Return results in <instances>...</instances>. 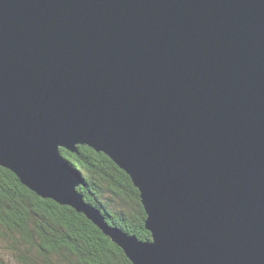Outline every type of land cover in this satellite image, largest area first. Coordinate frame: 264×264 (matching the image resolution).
I'll return each instance as SVG.
<instances>
[{
  "label": "water",
  "instance_id": "95a60500",
  "mask_svg": "<svg viewBox=\"0 0 264 264\" xmlns=\"http://www.w3.org/2000/svg\"><path fill=\"white\" fill-rule=\"evenodd\" d=\"M105 152L152 240L85 202ZM0 166L133 264H264V0H0Z\"/></svg>",
  "mask_w": 264,
  "mask_h": 264
},
{
  "label": "trees",
  "instance_id": "16d2710c",
  "mask_svg": "<svg viewBox=\"0 0 264 264\" xmlns=\"http://www.w3.org/2000/svg\"><path fill=\"white\" fill-rule=\"evenodd\" d=\"M63 156L81 175L78 188L85 202L106 221L140 240L150 241L147 214L130 176L103 152L79 146ZM16 264H133L125 251L85 214L73 207L43 199L0 166V264L2 252Z\"/></svg>",
  "mask_w": 264,
  "mask_h": 264
},
{
  "label": "rangeland",
  "instance_id": "374dc122",
  "mask_svg": "<svg viewBox=\"0 0 264 264\" xmlns=\"http://www.w3.org/2000/svg\"><path fill=\"white\" fill-rule=\"evenodd\" d=\"M79 146H81V145H79ZM78 146V147H79ZM82 146H88V145H82ZM88 147H90V146H88ZM90 148H92V147H90ZM62 149H64V148H62ZM92 149H94V148H92ZM64 150H66V149H64ZM95 150V149H94ZM68 151V150H67ZM95 151H97V150H95ZM62 152V151H61ZM70 152V151H69ZM98 152V151H97ZM73 153H76V152H73ZM104 154H106L105 152H103ZM63 155V154H62ZM107 155V154H106ZM108 156V155H107ZM64 157V156H63ZM109 157V156H108ZM65 158V157H64ZM110 158V157H109ZM111 159V158H110ZM65 160L69 163V161L65 158ZM112 160V159H111ZM113 161V160H112ZM114 162V161H113ZM115 163V162H114ZM70 164V163H69ZM71 166H72V164H70ZM6 168V167H5ZM72 169L74 170V171H76V172H78L77 171V169L74 167V166H72ZM131 178V177H130ZM132 180V179H131ZM132 182H133V180H132ZM133 184H134V182H133ZM134 186H135V184H134ZM136 187V186H135ZM79 188V187H78ZM137 188V187H136ZM138 189V188H137ZM139 190V189H138ZM32 191V190H31ZM139 192H140V190H139ZM35 193V192H34ZM38 195V194H37ZM39 196V195H38ZM41 198H43V197H41ZM141 198V197H140ZM44 199V198H43ZM50 200H52V199H50ZM141 203H142V200H141ZM59 204V203H58ZM142 206H143V208H144V210H145V207H144V205L142 204ZM76 210V209H75ZM77 211V210H76ZM78 212V211H77ZM145 212H146V210H145ZM120 228V227H119ZM121 229V228H120ZM152 240V239H151ZM1 251V250H0ZM1 253H3V255H4V259H5V261L6 262H11V263H13V264H16V262L13 260V256H12V253H10V252H7L6 250H3L2 249V252Z\"/></svg>",
  "mask_w": 264,
  "mask_h": 264
},
{
  "label": "bare ground",
  "instance_id": "6f19581e",
  "mask_svg": "<svg viewBox=\"0 0 264 264\" xmlns=\"http://www.w3.org/2000/svg\"><path fill=\"white\" fill-rule=\"evenodd\" d=\"M62 150V149H61Z\"/></svg>",
  "mask_w": 264,
  "mask_h": 264
}]
</instances>
